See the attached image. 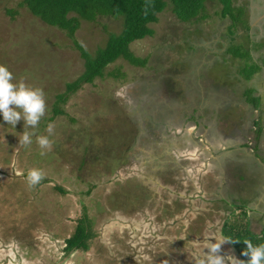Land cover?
Here are the masks:
<instances>
[{"label": "rangeland", "instance_id": "374dc122", "mask_svg": "<svg viewBox=\"0 0 264 264\" xmlns=\"http://www.w3.org/2000/svg\"><path fill=\"white\" fill-rule=\"evenodd\" d=\"M21 2L0 0V64L14 82L43 89L38 134L48 135L52 123L53 147L41 155L35 137L20 146L24 121L14 128L0 114V264H195L206 258L230 221L227 200L252 196L264 184L262 169L229 150L245 143L243 150L258 151L253 136L259 129L264 135V0H234L251 25L248 33L240 25L230 31V19L216 14L218 0L206 2V19L190 22L178 20L168 5L149 24L153 34L130 44L145 66L119 58L103 77L74 91L66 84L84 71V59L73 40L94 54L109 33L120 32L122 19L80 20L72 39ZM231 43L250 47L260 66L249 80L238 74L241 60L226 52ZM247 88L260 99L255 109L245 103ZM55 105L63 114L54 115ZM248 132L250 145L242 138ZM32 168L44 179L29 187ZM83 214L93 233L88 248L67 253L66 239ZM261 227L256 221L250 228L258 233ZM221 252L229 264L234 254L223 244Z\"/></svg>", "mask_w": 264, "mask_h": 264}, {"label": "trees", "instance_id": "16d2710c", "mask_svg": "<svg viewBox=\"0 0 264 264\" xmlns=\"http://www.w3.org/2000/svg\"><path fill=\"white\" fill-rule=\"evenodd\" d=\"M208 0H22L31 14L38 17L47 25L57 27L74 39V32L79 26L80 20L94 22L100 17L121 18L122 27L119 33H109L106 44L98 48L94 54L85 50L78 42L75 47L80 51L84 59V71L76 80L66 84V90L74 91L82 83H92L95 78L103 77L106 67L122 58L134 66H145L147 59L136 56L130 50L133 41L143 39L153 34L149 24L158 20V14L168 5L176 18L182 22H190L206 19V2ZM221 7L216 12L218 16L228 18L231 21L229 29L240 25L245 33L251 30L248 20L243 16L242 8L234 5V0H218ZM147 8V14L145 9ZM249 36V35H248ZM249 42V38L246 39ZM245 43V44H246ZM257 44V43H256ZM226 52L233 58L241 60L238 65V74L246 80L256 73L260 66L254 60L250 47L243 44L231 43L227 45ZM65 93L57 95L60 100L65 99ZM245 100L252 103L254 108L259 105V97L253 95V89L247 88L243 93ZM54 115L63 114V110L57 105L53 107ZM52 119V118H51ZM88 217L83 214L74 233L66 239L65 251L85 250L88 248V239L93 235ZM235 219L225 221L221 227V233L236 250L241 261L246 264L247 257L241 255L245 249L243 241L251 240L254 245L264 243V228L255 233L249 228V223H242ZM239 241V243H235Z\"/></svg>", "mask_w": 264, "mask_h": 264}, {"label": "clouds", "instance_id": "9594fccd", "mask_svg": "<svg viewBox=\"0 0 264 264\" xmlns=\"http://www.w3.org/2000/svg\"><path fill=\"white\" fill-rule=\"evenodd\" d=\"M147 14V8L145 9ZM14 75L6 65L0 64V114L3 120L14 128L21 120L24 121V131L19 135V145L28 146L35 137L36 144L45 151H50L53 141L49 139L54 134V125L49 123L46 131L48 135L38 134L39 123L46 113V101L43 89L28 85L21 79L14 82ZM27 129H31L28 131ZM44 179V173L37 168L29 169L26 180L29 187H34ZM239 243V241H235ZM246 246L241 255L247 257L246 264H264V243L254 245L251 240L245 239ZM222 244H212L206 258H197L195 264H226L225 256L221 252ZM229 264H242L234 255L229 256Z\"/></svg>", "mask_w": 264, "mask_h": 264}, {"label": "crops", "instance_id": "0c3cea01", "mask_svg": "<svg viewBox=\"0 0 264 264\" xmlns=\"http://www.w3.org/2000/svg\"><path fill=\"white\" fill-rule=\"evenodd\" d=\"M245 103L247 104L248 102L246 101ZM194 109L196 110L197 108H194ZM213 114L215 116H217L216 114H218V113L213 112ZM192 118H193V116H192ZM199 132L202 133L200 128H199ZM260 132H261V130L259 129L257 135L255 136V137H257V142H255L256 143L255 148L258 151L253 152L251 150H248V151L243 150L242 149L243 146L246 147L245 143H244V145L232 147L229 150H231L230 151L231 153L242 152L241 154L249 157V160L252 163L253 169L257 170L256 168H260V170L262 169V171L264 173V153H262V151H264V135H260ZM251 134L252 133L248 132V133H246V135H242V138L243 139L244 138L250 139L252 136ZM202 136H208L209 139L213 138L211 135H202ZM210 137H212V138H210ZM213 141H215V140H213ZM237 148H239V149H237ZM259 150H261V151H259ZM229 187L232 188V186H230V185H229ZM242 191H243V193L245 192L244 190H242ZM252 194H253L252 196H249L247 194V197H245V196L242 197V196L237 195L239 197L234 199V201H228L227 200L226 203L228 204L229 209H231L230 215L228 216V218H229V220H235L234 218L242 219L243 221L245 220L249 223V228L251 227L252 222L256 223V221H262V227H261V230H262L264 228V184L257 185V187L254 189V192H252ZM252 204H254V205H252ZM250 230H252V229L250 228ZM216 236H217L219 242L221 244H223L224 248L227 251H229L230 254L233 253L236 258L240 259L239 255L237 254L236 250L233 248L231 243L225 237H223V235L221 233V229L219 230V234H217ZM225 261H226V264H228L226 259H225ZM242 264H245V263L242 262Z\"/></svg>", "mask_w": 264, "mask_h": 264}, {"label": "flooded vegetation", "instance_id": "af4514ba", "mask_svg": "<svg viewBox=\"0 0 264 264\" xmlns=\"http://www.w3.org/2000/svg\"><path fill=\"white\" fill-rule=\"evenodd\" d=\"M196 123H197V124H199V122H198V121H196ZM255 135H257V134H255ZM253 137H255V136H253ZM247 139H248V138H247ZM254 139H255V142H257V137H255ZM249 140H251V138H250V139H248V141H247V144H249V145H250V143H253V141H254V140H252V141H249ZM255 144H256V143H255ZM135 228L137 229L136 225H135V224H133V229H135ZM133 231H135V230H133Z\"/></svg>", "mask_w": 264, "mask_h": 264}]
</instances>
